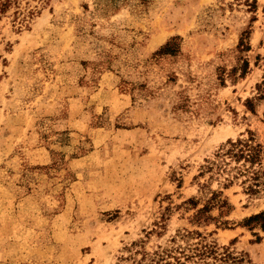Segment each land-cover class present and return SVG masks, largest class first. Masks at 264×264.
<instances>
[{"label": "rangeland", "instance_id": "374dc122", "mask_svg": "<svg viewBox=\"0 0 264 264\" xmlns=\"http://www.w3.org/2000/svg\"><path fill=\"white\" fill-rule=\"evenodd\" d=\"M3 1L0 264H264V158L254 194L203 169L264 145V0Z\"/></svg>", "mask_w": 264, "mask_h": 264}, {"label": "trees", "instance_id": "16d2710c", "mask_svg": "<svg viewBox=\"0 0 264 264\" xmlns=\"http://www.w3.org/2000/svg\"><path fill=\"white\" fill-rule=\"evenodd\" d=\"M9 0H4L3 4H7ZM177 36L169 39L157 52L160 55H173L178 51ZM243 46V40L240 39L237 47ZM244 71V68L241 70ZM264 158V145H261L253 139L252 135L249 134L246 138H237L234 141L228 140L226 144L220 148L211 159L205 161L203 169L209 172H213L216 175H224L228 177L230 173L233 176L225 181L231 184V178H237L244 176V182L247 183L245 191L248 194L257 193L258 188L261 185L259 181V174L262 172V160ZM243 182V183H244ZM227 204L224 201L217 203V207L221 208ZM207 211V207L198 211V214H202ZM206 219H210L207 217ZM255 223L264 230V213H259L249 217L246 223ZM163 249L160 254V258H170L171 262L165 264H185L188 259L195 258L199 264L206 263L205 261L210 258L212 263L210 264H240L242 258L234 256L227 249H223L219 252L218 249L211 244L197 243L193 248V252L190 254H184V250L181 249ZM178 256H176V254ZM182 258V259H181Z\"/></svg>", "mask_w": 264, "mask_h": 264}]
</instances>
